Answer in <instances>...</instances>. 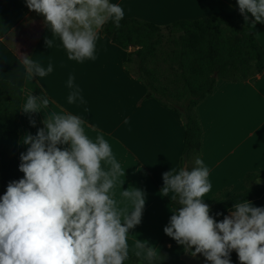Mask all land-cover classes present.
<instances>
[{
	"label": "clouds",
	"instance_id": "1",
	"mask_svg": "<svg viewBox=\"0 0 264 264\" xmlns=\"http://www.w3.org/2000/svg\"><path fill=\"white\" fill-rule=\"evenodd\" d=\"M25 3L44 17L68 59L80 63L96 59L101 30L110 21L119 28L125 16L123 7L110 0ZM237 4L246 21L250 14L254 23H264V0H237ZM45 44L52 48L54 40L46 39ZM22 62L30 78L53 71L51 62L46 68L27 56ZM74 81L70 75L68 103H86ZM49 103L44 94H30L20 107L25 114L40 113ZM42 123L35 136L24 138L29 147L20 156L23 178L9 182L0 197V264H125L128 235L141 223L145 193L135 187L123 190L121 196L131 202L132 210L118 208L113 189L125 170L104 135L91 138L84 121L71 113L45 114ZM30 124L35 126V120ZM209 175L200 157L190 169L162 174V194L172 193L180 206L164 233L210 264H231L232 251L240 264H264V207L243 200L217 222L204 202L212 188ZM135 247L148 264L158 258L143 241L137 239Z\"/></svg>",
	"mask_w": 264,
	"mask_h": 264
},
{
	"label": "crops",
	"instance_id": "2",
	"mask_svg": "<svg viewBox=\"0 0 264 264\" xmlns=\"http://www.w3.org/2000/svg\"><path fill=\"white\" fill-rule=\"evenodd\" d=\"M123 7L124 18H137L160 26L178 20H196L209 16H225L247 27L264 50V23L246 21L239 12L237 0H110ZM54 44L48 48L46 39ZM100 32L95 60L83 63L69 60L58 37H53L44 17L29 10L25 0H0V80H8L22 88V102L27 96L44 94L50 103L40 113L25 114L20 110L18 159L29 145L24 138L43 128L45 114L71 113L85 124L93 139L103 134L125 175L113 189L117 206L132 210L131 202L121 196L123 190L138 188L145 193L141 223L128 235L129 254L137 255V239L153 247L156 256L162 240L168 238L163 229L175 210L162 194V174L182 167L184 122L178 112L148 96L142 79L127 63L128 53ZM31 58L45 68L51 62L53 71L43 78L27 75L23 59ZM81 90L86 103H68L71 91L69 76ZM202 130V158L210 170L211 190L204 197L210 206L226 201L246 188L245 176L258 175L264 182V70L245 81L218 80L212 94L196 108ZM35 120V126L30 124ZM125 119L129 122L125 124ZM3 135L0 132V153ZM66 147V146H62ZM24 176V175H23ZM22 176V178H23ZM264 207V195L251 200ZM233 209V208H232ZM226 216L230 215L231 210ZM194 251V248L191 250ZM184 264H208L202 254L195 257L186 249Z\"/></svg>",
	"mask_w": 264,
	"mask_h": 264
},
{
	"label": "trees",
	"instance_id": "3",
	"mask_svg": "<svg viewBox=\"0 0 264 264\" xmlns=\"http://www.w3.org/2000/svg\"><path fill=\"white\" fill-rule=\"evenodd\" d=\"M102 33L114 44L130 51L128 65H135L147 90L162 104L178 112L184 122L182 167L194 166L201 150L202 130L196 108L212 94L218 80L245 81L264 70V50L252 32L231 18L215 15L196 20H178L160 26L137 18H123L119 28L110 21ZM22 88L8 80H0V197L11 181L24 175L19 171V117ZM255 173L245 176L246 188L226 201L210 206V215L223 220L240 201H251L264 195V182ZM258 181V182H257ZM176 210L180 206L168 200ZM220 213L221 215H217ZM153 264H184L186 248L168 237ZM231 264H240L237 253L230 254ZM125 264H148L129 254ZM210 264V262L208 263Z\"/></svg>",
	"mask_w": 264,
	"mask_h": 264
},
{
	"label": "water",
	"instance_id": "4",
	"mask_svg": "<svg viewBox=\"0 0 264 264\" xmlns=\"http://www.w3.org/2000/svg\"><path fill=\"white\" fill-rule=\"evenodd\" d=\"M132 50H135V47H131ZM185 168H187V165L184 166Z\"/></svg>",
	"mask_w": 264,
	"mask_h": 264
},
{
	"label": "rangeland",
	"instance_id": "5",
	"mask_svg": "<svg viewBox=\"0 0 264 264\" xmlns=\"http://www.w3.org/2000/svg\"><path fill=\"white\" fill-rule=\"evenodd\" d=\"M131 68H132L133 70H135V65H131Z\"/></svg>",
	"mask_w": 264,
	"mask_h": 264
}]
</instances>
